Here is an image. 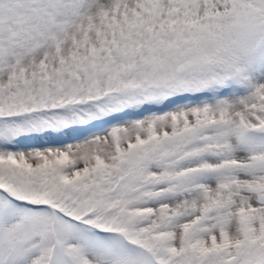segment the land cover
<instances>
[{
    "label": "snow or ice",
    "instance_id": "6c2138e0",
    "mask_svg": "<svg viewBox=\"0 0 264 264\" xmlns=\"http://www.w3.org/2000/svg\"><path fill=\"white\" fill-rule=\"evenodd\" d=\"M0 264H264V0H0Z\"/></svg>",
    "mask_w": 264,
    "mask_h": 264
}]
</instances>
